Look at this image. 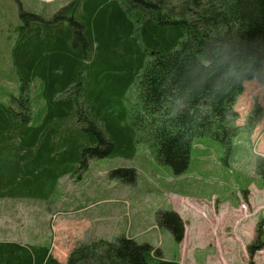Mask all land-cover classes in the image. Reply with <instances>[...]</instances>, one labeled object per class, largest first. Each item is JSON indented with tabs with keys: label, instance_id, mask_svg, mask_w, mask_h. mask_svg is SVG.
Listing matches in <instances>:
<instances>
[{
	"label": "trees",
	"instance_id": "16d2710c",
	"mask_svg": "<svg viewBox=\"0 0 264 264\" xmlns=\"http://www.w3.org/2000/svg\"><path fill=\"white\" fill-rule=\"evenodd\" d=\"M19 20V93L0 102V198L46 199L89 158L132 157L139 142L179 173L193 138L228 155L264 115L257 99L243 124L235 109L245 81H264V0H71L47 17L19 7ZM254 170L264 180V155ZM111 174L135 178L133 168ZM157 221L182 238L176 213ZM263 225L250 255L264 245ZM0 264L62 263L47 245L4 240ZM64 264L177 263L119 235L79 243Z\"/></svg>",
	"mask_w": 264,
	"mask_h": 264
},
{
	"label": "rangeland",
	"instance_id": "374dc122",
	"mask_svg": "<svg viewBox=\"0 0 264 264\" xmlns=\"http://www.w3.org/2000/svg\"><path fill=\"white\" fill-rule=\"evenodd\" d=\"M70 1L0 0V102L9 104L19 93L11 61L20 24L19 7L47 17ZM255 99L264 112V81L253 78L245 81L235 103L238 124L244 123ZM260 148H264V115L251 135L238 132L228 155L208 136L193 138L188 165L179 173L158 163L143 142L136 145L132 157L89 158L81 171L60 177L46 199L0 198V241L47 245L51 255L64 264L79 243L124 235L160 249L165 257L181 264V241L201 233L198 242H203L204 232L205 238L210 236L208 242L214 241L208 248L194 251V264H206L207 258L217 260L221 251L239 259L246 256V264L255 258L261 261L257 264H264V245L252 255L247 250L248 243L256 239L258 222L264 219V196L250 195L248 189L250 185L262 186L263 179L254 170ZM115 168H133L135 178L120 179L111 174ZM235 208L243 209L246 218L238 230L231 221ZM166 210L176 213L182 222L179 241L157 221L158 213ZM251 218L255 219L253 225Z\"/></svg>",
	"mask_w": 264,
	"mask_h": 264
},
{
	"label": "crops",
	"instance_id": "0c3cea01",
	"mask_svg": "<svg viewBox=\"0 0 264 264\" xmlns=\"http://www.w3.org/2000/svg\"><path fill=\"white\" fill-rule=\"evenodd\" d=\"M249 191H250V195H253V194H258V195H263L264 196V180L262 182V186L260 188H257L256 186L254 185H250V187L248 188ZM198 211H200V209L197 207ZM202 213V212H201ZM244 210L241 209V208H235L234 211H231V221L233 223V226L235 229L238 230V227L240 224H242V222L246 221V218H244ZM251 223V225L254 224L255 222V219L254 218H251V220L249 221ZM245 223V222H244ZM213 224V226L215 225L214 223H211ZM199 227L201 228L202 227V224L199 225ZM188 230H191V228L189 227ZM213 231L215 232V227L213 229ZM199 235H201V233H198V235L196 237H185L184 240L181 241L180 245H181V251H182V255L184 256L183 258H180V262H182L181 264H194V262L191 261V256L193 255V253H195L194 251L199 249L200 250V247H206L208 248L209 245H211V242H213L212 240L208 242L210 236L208 238H205L204 236V232L202 233V237L203 238V242H198L199 240ZM214 237V235H213ZM217 243V245L219 247H221V244H220V241L219 240H216L215 241ZM247 244V243H245ZM250 244V243H248ZM206 245V246H205ZM246 246V245H244ZM248 246V245H247ZM202 248V250H204ZM193 249V251H191ZM159 252H160V249H159ZM162 257L166 260H173L175 261L177 264H179L175 259H169L167 257H165L162 252H160ZM246 255V253H245ZM257 253L254 255L255 257ZM254 257V258H255ZM259 257V256H258ZM247 258L246 256H244V258L242 259H239V258H236V256L232 253H225L224 251H221L220 255L217 257V260H214V261H209V259L207 258V262L206 264H246L247 262ZM257 262L261 263V261H258L256 258L255 259H252L251 262L249 263H252V264H257ZM196 264V263H195Z\"/></svg>",
	"mask_w": 264,
	"mask_h": 264
},
{
	"label": "clouds",
	"instance_id": "9594fccd",
	"mask_svg": "<svg viewBox=\"0 0 264 264\" xmlns=\"http://www.w3.org/2000/svg\"><path fill=\"white\" fill-rule=\"evenodd\" d=\"M240 123H243V120H241ZM259 154L264 155V148L259 149Z\"/></svg>",
	"mask_w": 264,
	"mask_h": 264
}]
</instances>
